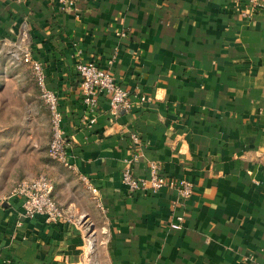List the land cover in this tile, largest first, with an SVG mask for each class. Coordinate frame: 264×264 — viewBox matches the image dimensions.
Listing matches in <instances>:
<instances>
[{
  "label": "crops",
  "instance_id": "obj_1",
  "mask_svg": "<svg viewBox=\"0 0 264 264\" xmlns=\"http://www.w3.org/2000/svg\"><path fill=\"white\" fill-rule=\"evenodd\" d=\"M245 5L0 0V264H264V8ZM24 50L58 97L71 168H36L39 154L48 157L50 122ZM87 62L128 92L130 111L111 115L101 95L89 125L76 74ZM10 94L24 104L9 103ZM15 108L30 112L32 128L44 122L45 142L14 135ZM152 165L192 182V195L124 186L126 170L148 178ZM39 176L64 222L23 217L9 196Z\"/></svg>",
  "mask_w": 264,
  "mask_h": 264
},
{
  "label": "built area",
  "instance_id": "obj_2",
  "mask_svg": "<svg viewBox=\"0 0 264 264\" xmlns=\"http://www.w3.org/2000/svg\"><path fill=\"white\" fill-rule=\"evenodd\" d=\"M240 2L243 0H234ZM246 10L258 12L264 8V0H246ZM249 12L242 14L249 16ZM22 62L29 67L39 98L46 109L50 122V141L47 148V156L66 167L72 165L67 160V137L62 127L63 118L59 108V100L56 94L46 87V75L42 63L33 57L29 50H24L21 55ZM76 74L80 78L79 94L85 107L89 125L96 121L97 103L102 95L107 98L110 113L117 116L120 111H130L132 105L129 94L123 90L113 79L108 71L99 68L94 62L78 64ZM145 101V98H141ZM132 139L137 140L133 135ZM81 181L91 193L93 200L98 203V191L86 177ZM122 183L132 192L156 193L165 187L175 188L182 198H188L193 193V183L186 179L177 181L163 176L155 165L151 166L148 178H137L126 170L122 175ZM52 184L43 176L34 179L22 180L10 191L9 196L19 200L23 217L33 218L42 216L46 223L56 224L66 220L64 211L58 206L52 195ZM172 229H179V223H172Z\"/></svg>",
  "mask_w": 264,
  "mask_h": 264
},
{
  "label": "rangeland",
  "instance_id": "obj_3",
  "mask_svg": "<svg viewBox=\"0 0 264 264\" xmlns=\"http://www.w3.org/2000/svg\"><path fill=\"white\" fill-rule=\"evenodd\" d=\"M9 98L11 99L9 101V103L14 104V105H23L24 104V100L17 98L14 99V97H12V95H9ZM6 100V99H5ZM26 101L29 102V100L25 99ZM37 105H38V101L36 100ZM18 108V107H17ZM30 112L28 110H10L7 112V117L13 120V124H12V131L14 133V135H33V136H37L38 138L42 139L45 142V139L47 137V132H46V128H45V124L43 122V125L41 128H32V124H30V118H29ZM38 122L40 121H45L44 116H40L38 115L37 118ZM41 123V122H40ZM8 146V144H6ZM46 150L47 146L44 147ZM28 160L26 159V164H27ZM51 162H55L58 163L54 160H51L49 157H45L42 154H39L37 159H36V168L39 172L41 171H48V170H53L50 166ZM42 173V172H41ZM91 234V233H90ZM89 246V247H88ZM87 248H92V241H89L87 243Z\"/></svg>",
  "mask_w": 264,
  "mask_h": 264
}]
</instances>
